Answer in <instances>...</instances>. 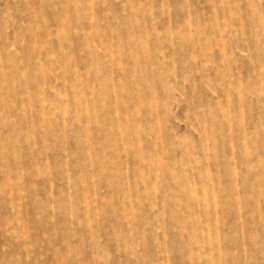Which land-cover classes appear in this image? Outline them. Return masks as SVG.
I'll return each instance as SVG.
<instances>
[{"label":"rangeland","instance_id":"374dc122","mask_svg":"<svg viewBox=\"0 0 264 264\" xmlns=\"http://www.w3.org/2000/svg\"><path fill=\"white\" fill-rule=\"evenodd\" d=\"M0 264H264V0H0Z\"/></svg>","mask_w":264,"mask_h":264}]
</instances>
